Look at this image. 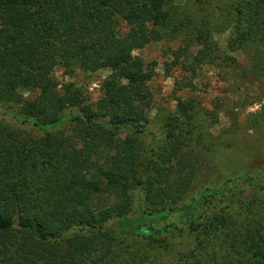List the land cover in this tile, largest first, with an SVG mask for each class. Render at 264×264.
<instances>
[{"label":"trees","instance_id":"obj_1","mask_svg":"<svg viewBox=\"0 0 264 264\" xmlns=\"http://www.w3.org/2000/svg\"><path fill=\"white\" fill-rule=\"evenodd\" d=\"M238 11L232 42L263 43L264 0ZM179 13L174 0H0V104L46 132L25 142L0 127V264H144L149 254L148 264H264V178L249 189L228 180L178 202L193 177L171 178L189 167L198 128L191 101H179L181 118H171L168 146L143 169L149 174L139 171L152 75L133 53L165 35L191 41L192 27L173 20ZM197 40L206 46L194 57L201 65L208 33ZM58 68L71 78L110 71L96 108L77 84L53 78ZM248 99L236 111L263 101ZM65 126L69 136L59 133ZM126 128L133 132L114 143L111 131ZM134 186L146 191L136 208ZM104 194L115 203L100 206ZM128 242L148 252H128Z\"/></svg>","mask_w":264,"mask_h":264},{"label":"rangeland","instance_id":"obj_2","mask_svg":"<svg viewBox=\"0 0 264 264\" xmlns=\"http://www.w3.org/2000/svg\"><path fill=\"white\" fill-rule=\"evenodd\" d=\"M249 1L174 0L181 9V15L174 14L173 20L192 27L191 41L188 33L165 35L163 40L133 53L143 60L147 73L152 75L148 82L153 99L148 112L149 122L144 126L145 132L140 135L139 142V171L143 172V178L149 174L145 172L148 162L168 146L169 130L173 128L170 120L181 118L177 111L179 101H191L196 109L194 119L198 128L187 154L189 167L185 170L177 168L171 175L172 179L180 180L190 172L193 174L187 191L179 198L180 205L199 197L206 188L223 187L228 180L242 178L236 183L238 189H249L264 178V42L240 48L232 42L236 33L234 26H230L243 23L238 10L247 6ZM199 31L208 33L210 45L207 50L210 56L201 65L194 61L205 46L197 40ZM252 68L258 71L257 78L250 77ZM109 74V70L76 71L71 78L58 68L53 78L60 83L77 84L85 93L86 103L96 108L102 97V83ZM21 92L25 97H33L39 89L31 93ZM249 96L263 101L245 104L236 111L237 101L245 99L249 102ZM234 117L238 122L235 127L232 124ZM0 127L25 142L27 139H41L46 134L30 124L21 123L1 104ZM61 132L66 136L71 134L69 126L63 127ZM132 132L130 128L112 130L110 138L116 143ZM252 170L257 171L249 175ZM145 198V186L132 188L133 208L143 204ZM98 202L100 206L107 207L115 203V198L104 194ZM145 245L128 242L124 248L128 252L138 250L143 255L147 251ZM153 259L149 254L144 264Z\"/></svg>","mask_w":264,"mask_h":264}]
</instances>
